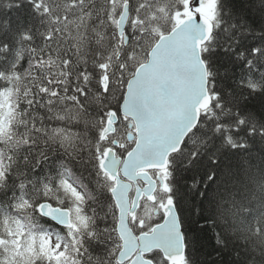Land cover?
Wrapping results in <instances>:
<instances>
[{
	"label": "snow or ice",
	"instance_id": "1",
	"mask_svg": "<svg viewBox=\"0 0 264 264\" xmlns=\"http://www.w3.org/2000/svg\"><path fill=\"white\" fill-rule=\"evenodd\" d=\"M0 264H264V0H0Z\"/></svg>",
	"mask_w": 264,
	"mask_h": 264
}]
</instances>
